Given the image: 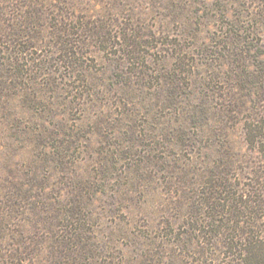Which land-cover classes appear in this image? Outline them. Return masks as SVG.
<instances>
[{
  "label": "rangeland",
  "instance_id": "1",
  "mask_svg": "<svg viewBox=\"0 0 264 264\" xmlns=\"http://www.w3.org/2000/svg\"><path fill=\"white\" fill-rule=\"evenodd\" d=\"M254 241L264 0H0V264H256Z\"/></svg>",
  "mask_w": 264,
  "mask_h": 264
},
{
  "label": "trees",
  "instance_id": "2",
  "mask_svg": "<svg viewBox=\"0 0 264 264\" xmlns=\"http://www.w3.org/2000/svg\"><path fill=\"white\" fill-rule=\"evenodd\" d=\"M259 246H260V243L257 244V242L255 243V241H254L252 245L248 246L247 248H244V249H246V250H244V253H245L244 256H246V255L254 256L255 255V258L257 256L256 254H258L260 257L263 256L260 259H256V264H264V252H258L257 251V250H259L258 249ZM227 247H228V245H227Z\"/></svg>",
  "mask_w": 264,
  "mask_h": 264
}]
</instances>
